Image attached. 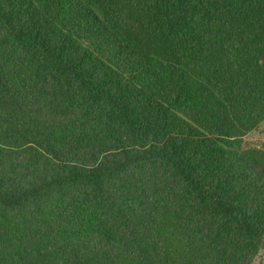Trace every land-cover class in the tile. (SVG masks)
Masks as SVG:
<instances>
[{"label":"trees","instance_id":"trees-1","mask_svg":"<svg viewBox=\"0 0 264 264\" xmlns=\"http://www.w3.org/2000/svg\"><path fill=\"white\" fill-rule=\"evenodd\" d=\"M264 0H0V264H254Z\"/></svg>","mask_w":264,"mask_h":264},{"label":"rangeland","instance_id":"rangeland-1","mask_svg":"<svg viewBox=\"0 0 264 264\" xmlns=\"http://www.w3.org/2000/svg\"><path fill=\"white\" fill-rule=\"evenodd\" d=\"M244 141L249 145H257L264 147V124H262L258 129L248 134ZM254 264H264V252H261Z\"/></svg>","mask_w":264,"mask_h":264}]
</instances>
